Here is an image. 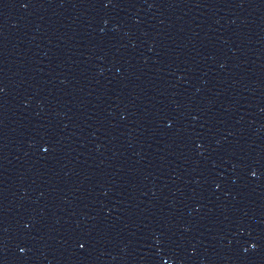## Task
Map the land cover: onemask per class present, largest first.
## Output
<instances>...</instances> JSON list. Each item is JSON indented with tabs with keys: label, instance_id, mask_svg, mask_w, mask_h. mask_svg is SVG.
<instances>
[{
	"label": "water",
	"instance_id": "water-1",
	"mask_svg": "<svg viewBox=\"0 0 264 264\" xmlns=\"http://www.w3.org/2000/svg\"><path fill=\"white\" fill-rule=\"evenodd\" d=\"M0 264H264V0H0Z\"/></svg>",
	"mask_w": 264,
	"mask_h": 264
}]
</instances>
